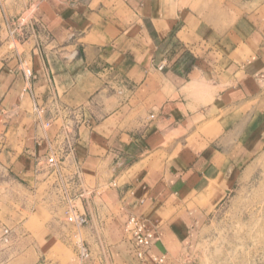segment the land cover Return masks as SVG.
<instances>
[{"label":"crops","instance_id":"crops-1","mask_svg":"<svg viewBox=\"0 0 264 264\" xmlns=\"http://www.w3.org/2000/svg\"><path fill=\"white\" fill-rule=\"evenodd\" d=\"M204 1L0 3V160L11 183L42 190L39 220L63 186L84 192L86 264H197L220 207L264 188V0H231L227 29ZM21 14L35 30L12 43L5 20ZM53 151L62 178L45 165ZM130 215L155 231L150 246L126 231Z\"/></svg>","mask_w":264,"mask_h":264},{"label":"rangeland","instance_id":"rangeland-1","mask_svg":"<svg viewBox=\"0 0 264 264\" xmlns=\"http://www.w3.org/2000/svg\"><path fill=\"white\" fill-rule=\"evenodd\" d=\"M4 1L0 0V3ZM205 2L210 9L215 7L216 19L222 28L227 29L223 24L229 23L230 17L233 20L239 16V11L226 9L234 1ZM11 181L0 160V264H78L65 214L64 190L49 196L48 200L54 201L47 205L53 207V212L42 221L39 220L42 190L37 187L27 189ZM112 183L115 184L114 180ZM235 195L220 207L200 234V244L193 259L197 264H264V188H240ZM79 205L83 209L82 204ZM43 222L51 225L49 228L57 226L60 234L54 237L46 230L41 232ZM28 230H35V233L30 234Z\"/></svg>","mask_w":264,"mask_h":264},{"label":"built area","instance_id":"built-area-1","mask_svg":"<svg viewBox=\"0 0 264 264\" xmlns=\"http://www.w3.org/2000/svg\"><path fill=\"white\" fill-rule=\"evenodd\" d=\"M5 25L7 29V40L12 43L17 39V37H25L30 34L31 30H35V24L32 18L27 17L24 14H21L18 18L15 19L14 23L12 20L6 18ZM19 37V38H20ZM30 61L27 58H23L20 61L21 70L26 78V81L29 82L33 77V72L31 69ZM164 68V65L160 66V69ZM37 114L42 118L43 108L35 106ZM48 124V123H46ZM73 152V148L70 146L67 149V155ZM63 158L59 155L57 151H53L47 158L45 165L51 172L56 173L60 178H62L61 166L63 165ZM43 168V167H42ZM76 177H72L70 180L74 184H80V173L76 172ZM70 181V182H71ZM72 189H71V188ZM66 194V207L65 214L68 224L73 226L72 238L73 245L78 257V264H86L92 256V250L89 247L88 243L84 240L80 231L83 227L87 226L90 222L88 213L81 209L79 204L83 206L84 192L80 190H75L72 185L63 186ZM126 231L132 235L136 240L138 246H150L154 239L157 238L155 231L147 227V222L145 219L137 215H130L126 223ZM142 256V252L139 253ZM156 262H162V259L154 258Z\"/></svg>","mask_w":264,"mask_h":264}]
</instances>
